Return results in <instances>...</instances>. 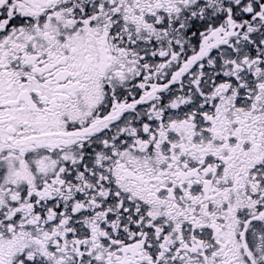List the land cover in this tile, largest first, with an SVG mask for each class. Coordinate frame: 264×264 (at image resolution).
<instances>
[{
    "label": "snow or ice",
    "instance_id": "1",
    "mask_svg": "<svg viewBox=\"0 0 264 264\" xmlns=\"http://www.w3.org/2000/svg\"><path fill=\"white\" fill-rule=\"evenodd\" d=\"M0 264H264V0H0Z\"/></svg>",
    "mask_w": 264,
    "mask_h": 264
}]
</instances>
